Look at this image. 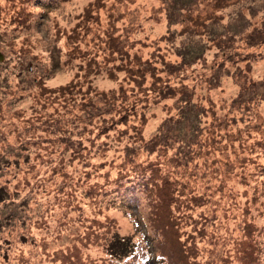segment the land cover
<instances>
[{"label": "trees", "instance_id": "trees-1", "mask_svg": "<svg viewBox=\"0 0 264 264\" xmlns=\"http://www.w3.org/2000/svg\"><path fill=\"white\" fill-rule=\"evenodd\" d=\"M103 1H88L69 25L53 20L47 36L37 35L36 26L69 0L0 1V223L38 221L48 229L56 216L58 235L76 200L78 229L65 245L69 254L58 248L43 264H264V77L253 78L249 63L233 68L238 88L227 97L235 111L232 124L217 113L226 99L217 103L202 93L220 81L217 70L188 80L196 59L205 64L210 41L232 64L264 55L257 51L264 46V18L233 29L244 10L227 9L245 3L250 13L264 16V0H155L150 18L165 26L156 34L134 20L132 0H105V8ZM102 10L106 26L98 16ZM22 59L34 62L31 69ZM57 68L72 76L51 86L46 80ZM160 105L164 116L146 137L147 109ZM208 116L214 135L209 142L201 132ZM236 121L248 130L245 140ZM6 138L21 154L6 146ZM88 155L99 161H88ZM72 163L82 165L74 183L78 197L74 174L55 186L51 176L67 175ZM16 164L24 174L10 182L5 169ZM99 169L98 183L93 179ZM199 175L201 190L195 185ZM21 182L46 194L44 218L32 216L40 203L29 204L27 196L16 202ZM102 189L141 202L143 215L129 214L130 232L123 234L107 213L115 207ZM89 204L97 208L87 211L83 205ZM82 250L85 255L70 257Z\"/></svg>", "mask_w": 264, "mask_h": 264}, {"label": "rangeland", "instance_id": "rangeland-1", "mask_svg": "<svg viewBox=\"0 0 264 264\" xmlns=\"http://www.w3.org/2000/svg\"><path fill=\"white\" fill-rule=\"evenodd\" d=\"M2 3L4 2V0H0ZM91 0H69L68 3L66 4H62V5H56L54 6V9L51 12V15L49 14L48 18H44L40 24H38L36 26V30L35 33L37 35L40 36H47V28H49L50 32L51 30V26H52V22L53 20H56L57 23L59 22L62 25H69L70 22H68L69 17L72 18V20L76 19V17L74 18L75 14H80L82 11V7ZM113 3H119L120 0H110ZM123 1V0H122ZM108 2L107 1H103V3H100V6L104 8L107 6ZM155 4V0H132V3H130L128 5V9L129 10H133L134 13H132L134 17V20H138L141 21L143 23L142 26V31L144 32H148L149 34H156L159 32H162L164 30V24L162 22H156L153 21L150 16H151V6ZM245 3L241 4H233V2L231 3V7H228L227 9H232L231 11H235V10H241L243 11V17H239L237 19V21H235V24L233 25V29L237 26L238 22H253L255 24L259 25V22L263 20L264 16L263 14H261V12L259 13H250V10L248 9L247 6L244 7ZM199 5H201L199 3ZM207 6H212V3H207ZM201 11H204L205 6L201 5L200 6ZM81 11V12H80ZM208 11V9L206 8L205 13ZM227 11V10H226ZM101 18V23L104 24V26H106V23H108V20L106 18V11L102 10L99 15ZM130 16V15H129ZM262 18V19H261ZM261 19V20H260ZM71 20V19H70ZM69 20V21H70ZM225 20V18H224ZM242 20V21H241ZM68 22V23H67ZM73 22V21H72ZM71 22V24H72ZM225 22V21H223ZM238 27V26H237ZM37 31V32H36ZM137 34H140L137 33ZM143 34L141 33L140 36H142ZM241 37H245L244 35H240ZM220 47V45H216V44H211V41L209 42V46L207 47V49L204 51V57H205V64L204 62H201L200 60L196 59L197 62L194 63V65H192L194 67V72H192V74H190L188 76V80H190V82L194 81L195 79L192 80L191 76H194L197 78V76H199V74H203L206 76H211V74L217 70V72L215 73L216 76H220V81L217 80L216 84L213 87H205L202 91V93H204L205 95L210 94L212 96V98L219 103L221 99H226L225 103L226 105L223 106V104H218V109H217V113L219 115H223L226 119V121L228 122V124H232V120L231 117H233L234 112L230 110L231 107H233L230 103V99L227 98L229 97L230 94H235L238 88V84L236 83V80L233 77V71H234V67L235 66H240L242 69H244L243 67L246 66L247 63H249L248 66V71L249 73L253 76V78H261L264 77V55L262 57H259L257 60H249L244 61V60H237L236 63H230L229 61H226L224 56L222 55V49L218 48ZM145 50V48H144ZM247 50V49H246ZM257 51H263L264 52V46H262L261 48H257ZM143 52V51H141ZM218 53V54H217ZM144 54V52H143ZM142 55V53L140 54ZM217 55V56H216ZM22 66L24 67V69H31V67L34 65V62H28L27 59H22L21 61ZM25 72V71H24ZM24 77H27L28 74L24 73L22 74ZM202 75V76H203ZM71 72L68 71L67 69H61V68H57L56 71L54 72L53 75L50 76V78H48L46 81L49 85L53 86L62 82H66L71 78ZM100 77V76H99ZM191 79H190V78ZM200 83L203 84V82L198 81ZM104 86L108 85V83H103ZM195 85L197 87L200 88V84H198L197 82L195 83ZM199 88L196 89L197 92H199ZM222 106V107H221ZM261 106L263 107L264 105L261 104ZM164 108L160 105V106H151L149 109H147L146 112V122L144 124V134L146 137H148L150 134H152L153 132L157 131V126H159L160 121L162 120V117L164 116ZM219 116V117H221ZM212 117L208 116V118H205V124H206V128H202L201 132H202V136H204L207 141H211V137L214 136L211 132L213 124H212ZM233 125H241V137L242 139H246L248 138V130L244 129V127L242 126L243 123L236 121ZM200 131V130H199ZM234 132L237 131V129L235 128L233 130ZM243 131V133H242ZM4 143L6 144V146H8L9 148H11V144L17 145V143H12L10 138H6L3 140ZM124 141L121 140L119 142L120 145L122 144ZM21 148V147H19ZM12 151L14 153L17 154H21L19 153V151L17 149H13L11 148ZM25 152V151H24ZM14 153H12V156L14 155ZM117 153H121L120 150H115L114 154ZM243 153V152H242ZM23 154V153H22ZM104 155V154H103ZM113 153L110 152L108 153L103 160H106V158L112 157ZM24 157V154L22 155ZM244 156V154H243ZM10 157V155H9ZM10 159V158H9ZM88 161H93V162H98L99 161V156L96 155V157L88 155L87 156ZM22 161V157L20 159ZM201 161V160H199ZM36 166H37V170L38 172H41L40 170L42 168H38L39 165V160L34 161ZM77 164H73L70 167H67L68 169L67 171V175L62 176V173L59 172H54L51 173V176L53 175V181H55L54 186L56 185L57 181L59 180H65L68 179L69 177H72L73 174L74 176L72 177L71 181H73L72 186H74V192L75 195H77L76 197H78L80 194H78V191L75 190V176L80 172L82 165L76 167ZM23 166V165H22ZM20 169H21V164H20ZM20 169L17 170V164L16 165H11L10 167H7L6 173H4L5 177L8 176V178L10 179V182H12V177L16 178V179H22L21 176H23V171H21ZM75 169V171H73ZM70 171V172H69ZM76 172V173H75ZM101 172V170L99 169L98 172L94 175V179L93 180H98V183L101 182V180H103V178L101 179L99 176V173ZM42 173V172H41ZM70 174V175H68ZM42 176L40 178L37 179V185L40 183V180L42 179ZM202 178L200 175L197 176L195 178V186L196 189L201 190L204 185L201 184L202 183ZM44 179H47L46 177H43V180L41 181L43 183ZM100 179V180H99ZM68 183V182H67ZM20 185H22L23 187L20 188V190H18V196H21L19 198L16 199V202L19 201L22 197L27 196L28 197V202L29 204L32 205V201L33 203L36 201V203H40V207L41 209L39 210V212H32V216L33 215H37L38 213L41 214V217L44 218V214L47 212V208H45V204H44V200L45 199V195L43 192H38L35 191L36 189V185L34 183V187L31 188L32 186L30 185H24L25 183L21 182L19 183ZM102 184H104V181L102 182ZM71 185L69 184L66 188L70 187ZM44 189V187H43ZM104 192L110 193V191L106 190V189H102ZM36 192V193H35ZM45 192V191H44ZM111 194V193H110ZM87 195L84 194V199L88 200ZM31 199V200H30ZM109 200H111V202H113L114 205V209H110V211H107V213L111 214L112 216H115L118 221L119 224L123 227V234L130 232L131 229V224L133 223L132 220H130V213H133L135 215H143V212L140 211L139 206H140V201L139 204H137V200H131L132 202L128 201L126 198H119V196L115 193H112L109 196ZM73 207L72 210L70 211V216L67 215H63V218L65 221L64 222V230L59 233L57 235V233H55V229L54 226L52 224L53 219L54 222H57L56 220L58 219L56 216H51V223H50V227L48 229H45L43 224L38 222V221H34L31 224L29 223H16L13 226L10 225V223H0V264H43L45 263L44 261L51 256L52 252L58 251V248L63 247L65 249V255L69 254V251L65 248L66 243H68L67 240H69V235L72 233H76L77 231V221H76V217L78 215V211L76 210V208H74V206L76 205V200H71ZM89 201V200H88ZM41 204L44 205V207L42 208ZM88 204V203H87ZM35 205V204H34ZM84 208L88 211L90 209H94L97 208V206H93L92 204L89 205H83ZM101 208H103V204H100ZM57 208V207H55ZM54 210V209H52ZM49 211V213H51V211ZM46 211V212H45ZM53 213L55 211H52ZM59 212V211H58ZM48 213V214H49ZM52 213V214H53ZM43 214V215H42ZM22 216V214H21ZM106 216V215H105ZM62 243V246L60 245ZM95 252L99 253V254H103V249L100 248V246H95L94 247ZM62 251V250H61ZM77 253L85 255L86 251H79V252H75L72 254V258L76 257ZM81 255V257H82ZM71 258V259H72ZM57 264V263H54Z\"/></svg>", "mask_w": 264, "mask_h": 264}, {"label": "water", "instance_id": "water-1", "mask_svg": "<svg viewBox=\"0 0 264 264\" xmlns=\"http://www.w3.org/2000/svg\"><path fill=\"white\" fill-rule=\"evenodd\" d=\"M3 59V55L1 54V52H0V60H2Z\"/></svg>", "mask_w": 264, "mask_h": 264}]
</instances>
